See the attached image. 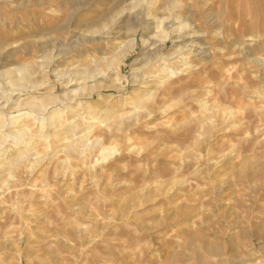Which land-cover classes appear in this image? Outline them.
<instances>
[{
    "label": "rangeland",
    "instance_id": "1",
    "mask_svg": "<svg viewBox=\"0 0 264 264\" xmlns=\"http://www.w3.org/2000/svg\"><path fill=\"white\" fill-rule=\"evenodd\" d=\"M138 4L0 0V71L34 70L33 97H63L55 72L108 76L56 124L2 108L1 89L0 118H19L0 126V264H264V0H158L206 58L144 47Z\"/></svg>",
    "mask_w": 264,
    "mask_h": 264
},
{
    "label": "bare ground",
    "instance_id": "2",
    "mask_svg": "<svg viewBox=\"0 0 264 264\" xmlns=\"http://www.w3.org/2000/svg\"><path fill=\"white\" fill-rule=\"evenodd\" d=\"M126 1V0H125ZM139 4L138 5H147L146 8H148V12L146 14L147 18L144 21H140L138 18L135 20L134 25L139 27V30H144V35L142 38V43L144 45V47H147V49H151L152 51L156 49L157 53H162V51L167 47L168 41L172 42L173 46L176 49V52L178 53H182L184 51V49L189 50V52L191 51L195 56L198 57H209L211 55V53L207 50H205L204 47H202L199 44V40L202 38V33L198 34L196 32L193 31V26L186 23L185 20L183 21L182 19H180L181 17L176 16L175 13L177 12V7H172L169 11H170V16L168 18L165 19H160L157 16L154 17V15H152L154 13V9L157 6V1L158 0H138ZM208 1V0H207ZM129 4V2L127 3ZM133 5V4H132ZM135 6V5H134ZM127 8L123 9V11L119 12L121 15H124L125 12H129L132 13L134 11V9H136L135 7H129L126 5ZM129 7V8H128ZM137 7V6H136ZM141 8V7H140ZM137 10V9H136ZM142 10V9H141ZM144 10V9H143ZM146 10V9H145ZM144 10V11H145ZM126 15V14H125ZM129 15V14H128ZM144 15V14H143ZM151 16H153V19H149ZM139 17V16H138ZM136 18V17H135ZM216 23V21L214 22ZM115 32V31H113ZM143 32V31H142ZM156 32V35L150 36L152 33ZM116 35H121L120 32L118 31V33ZM219 35V34H218ZM125 37H129V34L126 33L124 34ZM159 38V41H156L155 38ZM109 38V37H108ZM96 39V38H95ZM113 39V38H111ZM115 39V38H114ZM121 39V38H119ZM107 40V39H106ZM158 40V39H157ZM109 41V40H108ZM111 41V40H110ZM92 42V41H91ZM136 42V39H132L130 41H128V43H123V44H119L120 45V49L122 51H125L127 49V47H131V45ZM118 44V43H117ZM156 51V50H155ZM63 51L59 50L58 53H51L50 57L47 58H41L40 60V68L41 70H45L46 72L50 69H53L55 67V64L57 62V59L60 58L62 56ZM178 53H176L178 55ZM58 54V55H56ZM159 54V55H160ZM158 55V54H157ZM154 56V55H150V62L154 61L156 63H158V60H162V58L159 59V57ZM162 55V54H161ZM4 57V56H3ZM6 57V56H5ZM184 58V57H183ZM5 60V59H4ZM163 60L165 61V57L163 58ZM160 62V61H159ZM166 62V61H165ZM164 62V63H165ZM255 62H261L260 60H255ZM3 63V62H2ZM162 63V61H161ZM1 64V63H0ZM4 64V63H3ZM2 64V65H3ZM8 65V64H7ZM37 65V64H36ZM161 65V64H160ZM162 66V65H161ZM164 66V65H163ZM188 68H190V65H188ZM4 67V66H3ZM43 67V68H42ZM6 68V67H5ZM4 68V69H5ZM163 69H165V66L163 67ZM3 70V69H1ZM51 71V70H50ZM34 70L29 69L27 66L23 67V68H18V69H9V70H5L1 73L0 71V91L3 88H7L11 94L7 95L6 93H3V97L6 98L5 100L2 99L1 101H6L4 107L2 108H6L8 111L9 109H14L12 105H10V102L13 101V99L15 100V103L13 104L14 106H16V111H23V110H27V112L25 114H23V116L25 117H29V118H33L37 121L40 122H44L48 123V120H52L53 122H55L56 124V119L60 118V116H62V113H64L65 111H68L69 109H67L66 107H68L69 105L73 104L74 102H76L77 99L86 97V90L88 89L89 91L95 93L99 90L100 88V84L101 82H98L99 79H103L105 80L106 78H108L107 74H104L101 77H96L97 74L93 75V76H86V77H81L80 75H83L84 72L79 73L78 75H74V74H70V75H63L60 74L58 72H55L54 75H56L55 77L57 78V80H59L58 82H61L62 85L65 86V93L64 95H62L63 97H59L57 96H52L51 98H46V99H38L37 97H33V94H38V92H40V88H44L42 87L43 84H40L38 82L32 81V79L35 77L34 75ZM86 72V71H85ZM48 74V73H47ZM180 76V72L177 73V71H173V73L171 72L168 77L172 78L174 76ZM182 75V74H181ZM93 78V81H90L91 86H88L87 83H89L88 81H86L85 78ZM137 78V77H136ZM38 80V79H37ZM36 80V81H37ZM164 83V82H163ZM59 84V83H58ZM30 85V86H29ZM88 86V87H87ZM6 89V90H7ZM101 89V88H100ZM5 90V89H4ZM42 90V89H41ZM8 91V92H9ZM2 94V92L0 93ZM41 94V93H40ZM39 94V95H40ZM7 96H9L10 98H8ZM32 96V97H30ZM93 96V95H92ZM28 97L32 98V99H28ZM16 98V99H15ZM3 103V102H2ZM12 106V108H11ZM60 107L59 109H56L57 107ZM56 107V108H55ZM51 108H55L56 110L52 111V115L51 119L47 118L46 115L49 113ZM13 110V111H15ZM4 111V110H3ZM12 111V110H11ZM11 111H9L11 113ZM12 111V112H13ZM6 112V111H5ZM8 112V113H9ZM51 112V111H50ZM20 113V112H19ZM21 114V113H20ZM21 117V116H20ZM19 116L17 117H10L9 115H1L0 121L2 123L3 128H7L9 126H14L16 125V119H18ZM55 118V119H54ZM81 118V117H80ZM28 119V118H26ZM54 119V120H53ZM60 119H58L59 121ZM18 121V120H17ZM29 121V120H28ZM51 121V123H52ZM0 123V124H1ZM37 123V122H36ZM58 123V122H57ZM40 124V123H39ZM42 124V125H43ZM54 124V123H53ZM51 124V125H53ZM18 125V124H17ZM41 125V126H42ZM40 126V125H39ZM56 126V125H55ZM38 127V126H37ZM43 127V126H42ZM45 127V126H44ZM43 127V128H44ZM48 127V126H47ZM54 127V125H53ZM52 127V128H53ZM14 128V127H13ZM41 128V127H40ZM81 128V127H80ZM2 127H0V131ZM8 129V128H7ZM11 129V128H10ZM4 130V129H3ZM6 130V129H5ZM27 129L23 130V132L18 131L15 135L17 138H21L24 135V131H26ZM46 130V128L44 129ZM48 130V129H47ZM51 130V129H50ZM62 130H60L61 132ZM74 131V129H73ZM72 131V134L76 133ZM4 132V131H3ZM2 132V134H3ZM27 132V131H26ZM29 132V130H28ZM27 132V133H28ZM57 133V132H56ZM59 133V132H58ZM57 133V134H58ZM8 134V132H7ZM10 134V133H9ZM1 135V134H0ZM26 135V134H25ZM32 135V134H31ZM76 135V134H75ZM8 136V135H7ZM45 136V135H44ZM55 136V135H54ZM26 137V136H25ZM33 137V136H32ZM5 138V137H4ZM7 138V137H6ZM5 138V140H7ZM45 138V137H44ZM49 138V137H48ZM25 139V138H22ZM82 139V138H81ZM11 140V138L9 139ZM32 140V139H30ZM29 140V141H30ZM76 140V139H75ZM2 141V140H1ZM16 141V140H15ZM14 141V142H15ZM26 141V140H25ZM72 141V140H71ZM6 143H8L7 141H5ZM21 142V141H19ZM10 143V142H9ZM17 144V142H15ZM30 143V142H29ZM32 143V141H31ZM74 146H78L82 148L85 147H89L90 144L89 142L87 143L84 140H78ZM3 144V143H2ZM13 144V143H12ZM15 144V145H16ZM21 144V143H20ZM5 145V143L3 144V146ZM19 146V144H17ZM22 145H23V141H22ZM30 145V144H29ZM20 147V146H19ZM1 148V147H0ZM4 150V149H3ZM2 153V152H1ZM27 153V152H26ZM30 154V153H29ZM110 156H115L116 152H110L109 153ZM2 155V154H1ZM22 155V154H21ZM27 155V154H26ZM24 155V156H26ZM31 155V154H30ZM23 156V157H24ZM36 156V155H34ZM18 157V156H17ZM39 157V156H38ZM37 157V159H38ZM25 158V157H24ZM17 159V158H16ZM28 157L25 159L27 160ZM29 160V159H28ZM27 160V161H28ZM33 160V159H32ZM31 160V161H32ZM30 161V160H29ZM2 174V173H0ZM1 176V175H0ZM3 176V175H2Z\"/></svg>",
    "mask_w": 264,
    "mask_h": 264
}]
</instances>
